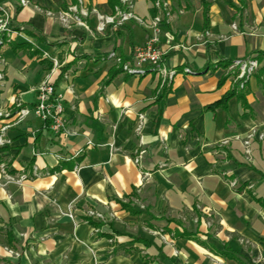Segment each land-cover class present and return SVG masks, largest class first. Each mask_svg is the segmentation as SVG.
Returning <instances> with one entry per match:
<instances>
[{"label": "crops", "instance_id": "1", "mask_svg": "<svg viewBox=\"0 0 264 264\" xmlns=\"http://www.w3.org/2000/svg\"><path fill=\"white\" fill-rule=\"evenodd\" d=\"M29 1L0 0L18 32L0 51V110L33 109L50 78L68 134L34 115L0 120V136L14 123L0 147V264H264V92L253 76L246 105L211 108L240 81L235 64L264 53V0H147L144 17L134 0L139 18H163L169 76L105 58L131 64L150 35L137 22L67 29L71 0Z\"/></svg>", "mask_w": 264, "mask_h": 264}, {"label": "built area", "instance_id": "2", "mask_svg": "<svg viewBox=\"0 0 264 264\" xmlns=\"http://www.w3.org/2000/svg\"><path fill=\"white\" fill-rule=\"evenodd\" d=\"M21 8H25L30 5L29 0H16ZM156 0L155 6L157 9L164 10L168 8V4L158 2ZM121 3L125 6L124 10L117 8L112 15H106L99 11L98 8H89L86 6L85 0H78V5L71 4L66 11L60 13V22L67 28L71 29L73 25L80 26L85 30L91 32V28L86 23L85 19L90 15L95 16L98 24L96 31L100 34L104 33L108 27H120L127 22L135 21L149 32L148 41L140 46L134 48L131 56V64H123V59L116 52L109 55V59L115 61L120 65L124 71L132 75H141L147 72L142 70L143 66H151L150 69L160 70L165 76L171 75L164 68V60L167 55L166 51H163L160 47L161 33L163 18L161 15L153 16L149 21H145L139 18L133 11L134 0H121ZM163 6V8H161ZM51 13L49 12V15ZM13 16L11 12L0 4V50L9 42L12 41L14 35L18 32L12 26ZM54 68H59L60 63L58 60H53ZM239 67V79L248 80L254 76L255 72L259 68V63L256 59H249L243 62L235 64ZM4 79V74L0 72V80ZM243 87V86H242ZM37 103L33 109L18 105V109L14 115L12 112H3L0 110V120H9L15 118L14 123H20L26 120L29 116L34 115L49 129L54 135L68 134L67 121L64 117L65 106L64 97L59 94L52 84L50 78H47L37 88ZM1 98V95H0ZM12 123H5L1 129L0 147L6 145L5 133L10 129ZM253 134H249L248 138L244 140V146L249 148L251 145V139ZM260 140L264 142V135L260 136ZM92 143H89V146ZM249 152V151H248ZM80 153V152H79ZM5 173V171L3 170ZM9 181H14L13 178L8 176ZM26 181L25 177H21L17 183L22 184ZM93 216L94 213H91ZM69 218L74 220V216L70 211L66 214ZM100 216V215H99ZM8 254L12 257H20V254L16 251L6 249Z\"/></svg>", "mask_w": 264, "mask_h": 264}, {"label": "trees", "instance_id": "3", "mask_svg": "<svg viewBox=\"0 0 264 264\" xmlns=\"http://www.w3.org/2000/svg\"><path fill=\"white\" fill-rule=\"evenodd\" d=\"M72 4L78 5V0H71ZM109 5L113 10H116L117 8L124 10L125 6L121 3V0H108ZM65 10L68 9V6L66 5ZM21 10V7L18 8V11ZM264 59V53L259 54V57L257 58L258 61L261 62V60ZM125 62L123 61V64ZM230 66V64L228 65ZM122 68V67H121ZM123 69V68H122ZM255 79L257 80L259 88L264 92V67H262L256 74H254ZM245 80H240L236 86L233 92L229 93L221 102L216 103L213 105L211 108H216V107H223L226 106V104L231 100L233 97L237 96L238 99L246 105V96L249 94L248 89H241L240 85L244 82ZM247 85V84H246Z\"/></svg>", "mask_w": 264, "mask_h": 264}, {"label": "rangeland", "instance_id": "4", "mask_svg": "<svg viewBox=\"0 0 264 264\" xmlns=\"http://www.w3.org/2000/svg\"><path fill=\"white\" fill-rule=\"evenodd\" d=\"M158 2H161V4H163L162 3L163 0H159ZM150 6H151V4H150L149 1H147V0H140V1H138V2L135 3V8L134 9L137 12V14H139L142 17H144V15H146L148 13V10H149ZM161 8H163V6ZM91 17H94L95 18V16L90 15L89 18H91ZM108 57H109V55L105 56V58H108ZM257 62L259 63V68L257 69L256 72H258L262 67H264V59H262L261 62L257 60ZM150 68H151V66H146V67L143 66L141 68V71L142 70H144V71L145 70H150ZM235 69H236V71H235L236 72V75L239 76V73H240L239 67H236ZM256 72H255V74H256ZM244 79L245 78L238 79V80H244Z\"/></svg>", "mask_w": 264, "mask_h": 264}, {"label": "flooded vegetation", "instance_id": "5", "mask_svg": "<svg viewBox=\"0 0 264 264\" xmlns=\"http://www.w3.org/2000/svg\"><path fill=\"white\" fill-rule=\"evenodd\" d=\"M1 51V50H0Z\"/></svg>", "mask_w": 264, "mask_h": 264}]
</instances>
